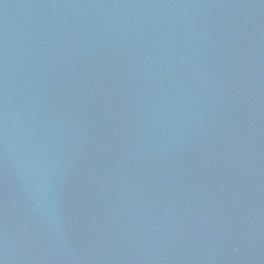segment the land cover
<instances>
[{"label": "water", "instance_id": "1", "mask_svg": "<svg viewBox=\"0 0 264 264\" xmlns=\"http://www.w3.org/2000/svg\"><path fill=\"white\" fill-rule=\"evenodd\" d=\"M2 264H264V0H0Z\"/></svg>", "mask_w": 264, "mask_h": 264}, {"label": "snow or ice", "instance_id": "2", "mask_svg": "<svg viewBox=\"0 0 264 264\" xmlns=\"http://www.w3.org/2000/svg\"><path fill=\"white\" fill-rule=\"evenodd\" d=\"M0 264H2V262H0Z\"/></svg>", "mask_w": 264, "mask_h": 264}]
</instances>
